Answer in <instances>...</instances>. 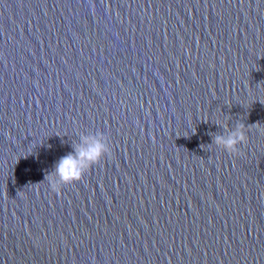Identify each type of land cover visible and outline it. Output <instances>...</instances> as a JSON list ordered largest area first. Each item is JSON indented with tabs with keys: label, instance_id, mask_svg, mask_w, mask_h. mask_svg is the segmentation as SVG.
I'll use <instances>...</instances> for the list:
<instances>
[{
	"label": "water",
	"instance_id": "water-1",
	"mask_svg": "<svg viewBox=\"0 0 264 264\" xmlns=\"http://www.w3.org/2000/svg\"><path fill=\"white\" fill-rule=\"evenodd\" d=\"M0 264H264V0H0Z\"/></svg>",
	"mask_w": 264,
	"mask_h": 264
},
{
	"label": "clouds",
	"instance_id": "clouds-1",
	"mask_svg": "<svg viewBox=\"0 0 264 264\" xmlns=\"http://www.w3.org/2000/svg\"><path fill=\"white\" fill-rule=\"evenodd\" d=\"M216 125L222 131L208 133L212 137L211 144L222 147L230 154L239 153L240 145L246 144L248 139L245 125L240 123L232 129L227 125ZM71 147L73 151L62 156L55 163L53 171L45 175L44 181L48 182L54 192L59 193L64 186L81 181L94 165L111 155L110 143L104 132L81 133Z\"/></svg>",
	"mask_w": 264,
	"mask_h": 264
}]
</instances>
